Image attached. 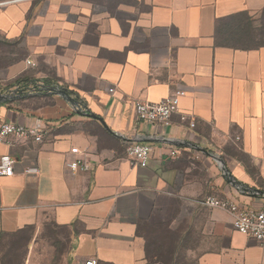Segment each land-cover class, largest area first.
Instances as JSON below:
<instances>
[{"label": "crops", "instance_id": "1", "mask_svg": "<svg viewBox=\"0 0 264 264\" xmlns=\"http://www.w3.org/2000/svg\"><path fill=\"white\" fill-rule=\"evenodd\" d=\"M263 10L264 0H0V95L52 82L107 126L55 95L0 104V124L51 125L42 143L0 144L16 160L0 177V264H155L149 252L170 238L197 264H264V243L200 203L231 196L264 208L215 164L264 192V45L237 46L234 24ZM178 89L169 126L138 121L137 101ZM134 143L154 145L145 168L131 164ZM75 147L88 149L91 172L67 167L82 158Z\"/></svg>", "mask_w": 264, "mask_h": 264}, {"label": "built area", "instance_id": "2", "mask_svg": "<svg viewBox=\"0 0 264 264\" xmlns=\"http://www.w3.org/2000/svg\"><path fill=\"white\" fill-rule=\"evenodd\" d=\"M31 64V62H28ZM48 85L42 83L33 87L17 85L11 93L29 95L38 93ZM57 86V85H53ZM114 92V89H110ZM186 91L182 89L171 92L166 98L158 103L137 101L134 105V111L138 121L146 124H156L169 126L172 117L179 113V104ZM181 120L188 124L189 129H194L196 123L189 119L188 115H181ZM51 131L50 123L43 118H36L30 125L20 123L3 122L0 124V144L12 146L15 141H27L32 139L37 143H42L45 135ZM154 145L151 143H134L127 148V154L134 167L145 168L148 166ZM71 153L75 156H81L70 161L67 167L74 173L91 172L93 167L88 161V149L82 151L78 147L72 148ZM172 156H178V152H173ZM16 160L12 156L5 154L0 156V177H11L15 174ZM26 175H38L37 167H30L25 170ZM203 206L220 209L229 213L233 218V227L240 233L248 235L257 241L264 243V208L257 209L244 205L231 196L218 198L208 196L200 202ZM79 264H98L95 259H89Z\"/></svg>", "mask_w": 264, "mask_h": 264}, {"label": "rangeland", "instance_id": "3", "mask_svg": "<svg viewBox=\"0 0 264 264\" xmlns=\"http://www.w3.org/2000/svg\"><path fill=\"white\" fill-rule=\"evenodd\" d=\"M234 24L238 27L239 40H244L243 43L238 42L237 46L253 48L264 45V10L253 16L241 15ZM215 164L218 169V174L221 176L223 173L222 164L218 161ZM175 245H177L176 240L170 238L168 246L163 244L164 248L166 247L165 250L149 252L150 261L155 264H197L195 253H189L183 250L181 246H179L178 251H175Z\"/></svg>", "mask_w": 264, "mask_h": 264}, {"label": "water", "instance_id": "4", "mask_svg": "<svg viewBox=\"0 0 264 264\" xmlns=\"http://www.w3.org/2000/svg\"><path fill=\"white\" fill-rule=\"evenodd\" d=\"M55 95V96H59L61 98H63L69 105L72 106V108L79 114L82 116H86V117H90L93 119H96L98 121H100L101 123H103V125L105 127L106 124L104 123L103 119L96 116L94 113H92V111L86 107L84 104H82L80 101H78L77 99H75L69 92V90L67 88H64L60 85L57 86H46L43 88L42 91L38 92V93H33V94H29V95H24V94H2L0 95V104L4 103V102H9L12 100H17L20 98H24V97H28V96H33V95ZM145 142H149L151 140H144ZM182 145V144H181ZM183 145L187 146V147H191L193 149L196 150H200L204 153H206L207 155H210L209 153H207L204 149L200 148L198 145L192 144V143H184ZM216 161L220 162L222 164V171H223V176L226 179V181L232 185L235 189H237L239 192L250 195V196H264V192L258 190V189H254L251 187H247L244 184H242L241 182L237 181L233 175L229 172V170L227 169V167L224 164V161H222L221 159H219L218 157L215 158Z\"/></svg>", "mask_w": 264, "mask_h": 264}, {"label": "trees", "instance_id": "5", "mask_svg": "<svg viewBox=\"0 0 264 264\" xmlns=\"http://www.w3.org/2000/svg\"><path fill=\"white\" fill-rule=\"evenodd\" d=\"M44 84H46L48 86L58 85V84H55V83H52V82H48V81H46ZM19 85H22V83H20Z\"/></svg>", "mask_w": 264, "mask_h": 264}]
</instances>
